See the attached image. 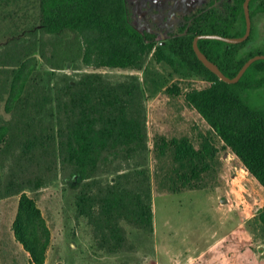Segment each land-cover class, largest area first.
<instances>
[{"label":"trees","instance_id":"obj_1","mask_svg":"<svg viewBox=\"0 0 264 264\" xmlns=\"http://www.w3.org/2000/svg\"><path fill=\"white\" fill-rule=\"evenodd\" d=\"M244 1L225 0L220 8L210 0L162 43L156 33L131 24L126 0H40V25L0 47V102L9 115L0 117V198L19 196L13 231L29 264L45 263L50 232L37 199L58 179H82L76 217L87 220L96 246L110 255L136 251L126 225L154 231V190L177 194L219 186L223 151H231L264 188V107L242 96L264 88V59L227 83L193 47L202 34L244 35ZM250 13L246 41L199 40L231 78L264 54L254 44L264 0H251ZM159 67L208 85L185 91L181 81L168 86ZM102 69L142 76L114 78ZM159 92L183 95L207 122V133L156 134L151 147L146 97ZM248 225L264 239V209Z\"/></svg>","mask_w":264,"mask_h":264},{"label":"rangeland","instance_id":"obj_2","mask_svg":"<svg viewBox=\"0 0 264 264\" xmlns=\"http://www.w3.org/2000/svg\"><path fill=\"white\" fill-rule=\"evenodd\" d=\"M209 1L126 0V3L131 24L140 31L156 33L158 40L164 43L178 33L186 15H191ZM224 1L216 0L217 6L222 8ZM40 17V0H0V47L38 27ZM254 24L257 31L254 44L264 47V15H257ZM159 69L168 86L181 81L185 91L189 86L204 88L208 85L206 81L194 77L185 79L176 74L172 77L169 68ZM100 71L114 78L128 73L142 76L138 71ZM188 82L192 85H188ZM242 96L249 105L264 107V88L246 90ZM146 106L151 147L156 134L199 138L209 129L205 119L187 105L183 95L173 98L164 92L156 95L148 93ZM0 117L9 118L4 110V102H0ZM222 161L221 184L215 188L177 194L154 190L157 233L152 241H155L153 248L161 257L167 251L171 255H178L188 250L194 251L195 248L206 249L213 241V231L220 230L219 218L222 213L217 206L237 211L246 219L264 209V188L246 172L242 162L231 151L222 152ZM150 166L153 169L152 156ZM81 183L80 177L65 183L58 179L39 192L37 204L50 232L44 264H141L138 260L153 245L145 232L131 226L126 225L131 241L137 244L141 239L138 254L110 255L96 246L87 220L76 217L74 198ZM18 204L19 196L0 198V264L30 263L29 253L15 238L13 231ZM248 231L255 255L264 260V239L253 228H248Z\"/></svg>","mask_w":264,"mask_h":264},{"label":"crops","instance_id":"obj_3","mask_svg":"<svg viewBox=\"0 0 264 264\" xmlns=\"http://www.w3.org/2000/svg\"><path fill=\"white\" fill-rule=\"evenodd\" d=\"M216 208L222 213L219 218L220 230L213 231V241L206 249L195 248L194 251L188 250L178 255H171L167 251L161 257L153 248L155 241L152 240L157 233L154 221V231L145 233L153 246L148 247L138 261H141V264H264V260L257 257L252 249L251 236L248 231V228L250 229L248 221L256 214L246 219L237 211L227 210L221 206ZM140 242L141 239L137 244L133 242L136 245V251L131 254H138Z\"/></svg>","mask_w":264,"mask_h":264},{"label":"water","instance_id":"obj_4","mask_svg":"<svg viewBox=\"0 0 264 264\" xmlns=\"http://www.w3.org/2000/svg\"><path fill=\"white\" fill-rule=\"evenodd\" d=\"M250 2L251 0H245L244 1V12H245V18H246V31L244 35L240 37H226L219 34H202L198 35L194 38L193 41V47L194 50L198 56V58L212 71L214 72L221 80L227 82V83H236L238 82L242 76L245 74L247 69L257 60L264 59V54H258L256 56L251 57L249 60H247L244 65L241 67L239 72L235 77H229L227 76L220 67L212 60L208 58V56L200 49L199 47V40L200 39H217L222 40L228 43L238 44L246 41L252 32V18L250 13Z\"/></svg>","mask_w":264,"mask_h":264}]
</instances>
